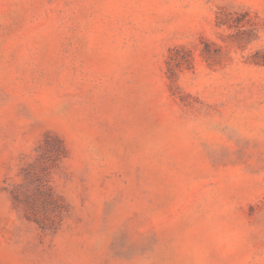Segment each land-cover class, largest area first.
<instances>
[{
    "label": "rangeland",
    "instance_id": "obj_1",
    "mask_svg": "<svg viewBox=\"0 0 264 264\" xmlns=\"http://www.w3.org/2000/svg\"><path fill=\"white\" fill-rule=\"evenodd\" d=\"M0 264H264V0H0Z\"/></svg>",
    "mask_w": 264,
    "mask_h": 264
},
{
    "label": "trees",
    "instance_id": "obj_2",
    "mask_svg": "<svg viewBox=\"0 0 264 264\" xmlns=\"http://www.w3.org/2000/svg\"><path fill=\"white\" fill-rule=\"evenodd\" d=\"M50 140H51L50 136H46L45 139L42 141V144L40 145V153H41L40 156L43 157L45 152L49 151L47 148V145L50 143ZM53 141H54V144H51V146L49 145V147H51V151L53 150L56 153L58 158L64 157L65 148L63 146L62 140L59 139V137L55 136L53 137Z\"/></svg>",
    "mask_w": 264,
    "mask_h": 264
}]
</instances>
